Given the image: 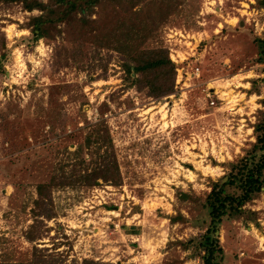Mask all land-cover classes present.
I'll return each mask as SVG.
<instances>
[{
	"label": "rangeland",
	"instance_id": "374dc122",
	"mask_svg": "<svg viewBox=\"0 0 264 264\" xmlns=\"http://www.w3.org/2000/svg\"><path fill=\"white\" fill-rule=\"evenodd\" d=\"M134 10L105 0L49 25L34 42L29 25L40 12L0 2L8 50L0 70V263L27 264L36 247L63 264H204L197 246L209 223L203 201L225 166L251 149L264 111L255 42L264 37V7L175 0L163 21L154 17L159 0ZM139 21L147 29L142 47L167 49L175 65L172 94L155 98L125 80L111 34L117 23ZM103 122L121 184L52 186L45 206L53 214L37 220V186L75 164L90 171L105 147L97 154L87 139ZM244 209L222 222L215 264H264V193ZM33 223L39 238L29 241Z\"/></svg>",
	"mask_w": 264,
	"mask_h": 264
},
{
	"label": "trees",
	"instance_id": "16d2710c",
	"mask_svg": "<svg viewBox=\"0 0 264 264\" xmlns=\"http://www.w3.org/2000/svg\"><path fill=\"white\" fill-rule=\"evenodd\" d=\"M105 0H0V2H21L23 8L27 11L37 10L39 15L31 17L30 25L33 41L36 42L47 34V27L71 17L72 14H84L91 12L95 6L102 4ZM117 2L126 13L135 12L134 8L144 0H111ZM260 8L264 7V0H257ZM175 8V0H159V9L161 14L154 13V17L163 21L167 12ZM80 14V15H81ZM151 16L152 23L155 19ZM161 18V19H160ZM82 19V18H81ZM120 23L115 25L111 34L113 46L123 59V68L129 86H135L137 90L146 89L149 94L155 98L167 96L174 92L176 69L174 63L170 60L168 50L156 47H142L147 38L146 24L144 21L131 23L121 26ZM155 26V25H154ZM151 30V31H150ZM149 32H154L150 29ZM255 42L258 48L257 62L264 63V37H256ZM8 50L5 46L4 37H0V70L4 67L7 60ZM133 74V75H132ZM264 81V78L262 79ZM258 121L254 124L255 142L244 156L235 162L228 163L225 167L229 170L226 175L218 181H213L210 191L204 199V207L207 210L209 218L208 227L203 235L199 238L198 245L201 246L204 254L202 259L204 264H215V258L223 250L220 246L219 236L216 232L220 231V226L225 218L239 217L244 214V207L247 203L253 201L261 193H264V111H261ZM87 139L88 146L96 145V153L105 147L103 154L94 162L90 171L82 170L80 167L73 165L70 174L62 173L58 180L51 178L50 183H41L37 186L38 198L34 201L39 208V214L34 212V217L39 216L51 218L52 210L45 206L50 198L52 186H74L76 184L85 186L98 185L99 180L103 183L120 185L121 177L112 148V141L108 129L103 123ZM227 178L223 182L224 178ZM180 198L189 199V195L180 192ZM41 214V215H40ZM38 220V219H37ZM172 221V219H170ZM38 222V221H37ZM35 224L31 225V230L27 232L26 238L29 241L38 239L35 232ZM194 240H189L190 243ZM32 260L27 264H63L61 260L54 257H44L38 254L35 247ZM8 264V263H0ZM11 264V263H9ZM14 264V263H13ZM21 264V263H16ZM74 264V263H73ZM82 264H108L98 263L93 260L85 259Z\"/></svg>",
	"mask_w": 264,
	"mask_h": 264
},
{
	"label": "built area",
	"instance_id": "2783aa9c",
	"mask_svg": "<svg viewBox=\"0 0 264 264\" xmlns=\"http://www.w3.org/2000/svg\"><path fill=\"white\" fill-rule=\"evenodd\" d=\"M199 69H200L199 67H196L193 71L194 76L197 78L200 77ZM186 76H187V73H186ZM212 92H213V90L207 89L205 95H206V98L209 99L210 106H216V101L212 97Z\"/></svg>",
	"mask_w": 264,
	"mask_h": 264
},
{
	"label": "water",
	"instance_id": "95a60500",
	"mask_svg": "<svg viewBox=\"0 0 264 264\" xmlns=\"http://www.w3.org/2000/svg\"><path fill=\"white\" fill-rule=\"evenodd\" d=\"M227 180V178L225 177L224 179H223V182H225ZM216 234H219V232H216Z\"/></svg>",
	"mask_w": 264,
	"mask_h": 264
}]
</instances>
